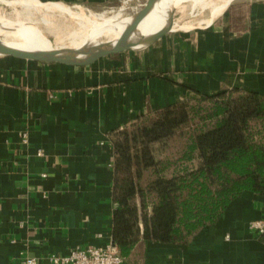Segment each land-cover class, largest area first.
<instances>
[{
    "label": "crops",
    "instance_id": "1",
    "mask_svg": "<svg viewBox=\"0 0 264 264\" xmlns=\"http://www.w3.org/2000/svg\"><path fill=\"white\" fill-rule=\"evenodd\" d=\"M219 13L85 65L0 55V264H68L49 256L113 244L112 131L184 99L264 94V0H231ZM260 218L263 198L244 190L184 243L140 241L123 264H264V239L248 226Z\"/></svg>",
    "mask_w": 264,
    "mask_h": 264
},
{
    "label": "trees",
    "instance_id": "2",
    "mask_svg": "<svg viewBox=\"0 0 264 264\" xmlns=\"http://www.w3.org/2000/svg\"><path fill=\"white\" fill-rule=\"evenodd\" d=\"M110 139L112 240L124 258L140 241L184 243L244 190L264 200V94L231 88L184 99Z\"/></svg>",
    "mask_w": 264,
    "mask_h": 264
},
{
    "label": "bare ground",
    "instance_id": "3",
    "mask_svg": "<svg viewBox=\"0 0 264 264\" xmlns=\"http://www.w3.org/2000/svg\"><path fill=\"white\" fill-rule=\"evenodd\" d=\"M230 1L231 0H159L153 6L149 14L139 23L133 38L137 39L139 36L141 37L153 33L163 27L169 26L170 24L171 29L174 27H187L186 24H178L174 21L172 16L173 11H183V8L186 6H190L191 9L196 6L209 7L210 16L207 20V22H209L212 17L217 15ZM13 2L22 6L21 12H24V15L21 14L20 11H16V18H7L0 15V24L10 25L17 31V27L11 23L22 25L24 27L25 35L20 34V37L17 39H9L10 36L1 32L0 35L3 41L20 48H48L52 46L50 40L43 34V29L38 26L37 20L30 16L33 11H46L43 12L41 16V22L46 25H50V19L46 15L48 10L57 9L62 13L65 12L76 18L78 26L69 33L70 40L68 42H60L63 40V37L60 40H57L56 43H60L61 45H70L78 40L93 45L92 43L96 44L101 40L113 38L121 32L125 22L128 20L126 16L118 19V15L115 17L112 14L97 15L91 12H74L69 6H65V4L60 2H45L39 4L24 1ZM13 5L15 6V4Z\"/></svg>",
    "mask_w": 264,
    "mask_h": 264
},
{
    "label": "rangeland",
    "instance_id": "4",
    "mask_svg": "<svg viewBox=\"0 0 264 264\" xmlns=\"http://www.w3.org/2000/svg\"><path fill=\"white\" fill-rule=\"evenodd\" d=\"M143 2L144 0H119L115 4L106 5L105 7H100V9H95L85 4H65V6H69V8L74 12H91L97 15L112 14L115 17L118 15L117 18L121 19V17H124L138 9L143 4ZM13 4H15V6ZM21 10L22 6L13 2L12 0H0V15H3L4 17L16 18V11L21 12ZM43 12L46 11H33L30 16L37 20V24L41 29H43L42 32L45 37H47L53 43L57 42V40H60L62 37L63 40L60 42H68L70 40L69 33L78 26L76 18L65 12L62 13L57 9L48 10L46 15L50 19V25H46L41 22V16ZM21 14L24 15V12H21ZM172 16L174 21H176L178 24H186L187 27H193L195 25H203L206 23L210 16V9L207 6H196L193 9H191L190 6H186L183 8V11H173ZM11 24L15 25L18 31L10 25L0 24V32L10 36L9 39H17L20 37V34L25 35L24 27L22 25H18L16 23ZM195 99L197 98H191L190 100L193 101ZM193 104H195L199 109H204L208 106L207 102L205 101H195ZM202 115H204V112H201L200 116ZM157 155L161 158L164 157L165 149H159Z\"/></svg>",
    "mask_w": 264,
    "mask_h": 264
},
{
    "label": "water",
    "instance_id": "5",
    "mask_svg": "<svg viewBox=\"0 0 264 264\" xmlns=\"http://www.w3.org/2000/svg\"><path fill=\"white\" fill-rule=\"evenodd\" d=\"M158 1L159 0H144L143 4L138 9L126 15L128 20L117 36L101 40L99 43H92L93 45L83 43L79 46H68L50 41L52 46L48 48H20L8 44L3 41L0 36V55L40 61H56L68 65H85L110 53L142 47L153 42L171 29L170 24L153 33L141 37L139 36L137 39L133 38L139 23L149 14Z\"/></svg>",
    "mask_w": 264,
    "mask_h": 264
},
{
    "label": "built area",
    "instance_id": "6",
    "mask_svg": "<svg viewBox=\"0 0 264 264\" xmlns=\"http://www.w3.org/2000/svg\"><path fill=\"white\" fill-rule=\"evenodd\" d=\"M26 132L22 133L26 140ZM249 229L259 235H264V219H254L248 223ZM49 259L53 263L65 262L68 264H123V256L113 244L76 246L64 256L51 254ZM33 257H24L17 264H35Z\"/></svg>",
    "mask_w": 264,
    "mask_h": 264
}]
</instances>
